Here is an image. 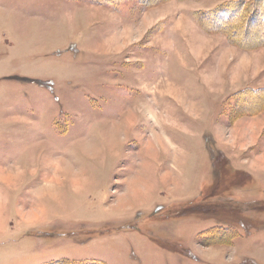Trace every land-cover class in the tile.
<instances>
[{
	"label": "rangeland",
	"instance_id": "374dc122",
	"mask_svg": "<svg viewBox=\"0 0 264 264\" xmlns=\"http://www.w3.org/2000/svg\"><path fill=\"white\" fill-rule=\"evenodd\" d=\"M225 1L0 0V264H264V28L205 30Z\"/></svg>",
	"mask_w": 264,
	"mask_h": 264
},
{
	"label": "trees",
	"instance_id": "16d2710c",
	"mask_svg": "<svg viewBox=\"0 0 264 264\" xmlns=\"http://www.w3.org/2000/svg\"><path fill=\"white\" fill-rule=\"evenodd\" d=\"M160 1L164 2L166 0H160ZM151 2H149L147 4L157 5V3H158L156 1H151ZM259 11H260L261 15L263 13L262 19H260V20H258ZM229 12L234 13V15L228 14ZM221 14L222 15L226 14V17H225L226 19L224 22H221L218 20V18H219L218 16H220ZM195 16L197 17V20L199 21L200 25L203 26L204 29L207 30L208 32H211V33L221 32V33L226 34V36L230 37V38H231V35H229V33H233L234 36H232V39H231V41H233V42L238 37H241L240 33H242L243 37L245 36V32L243 31V26H241V24H243V22L247 21L250 18V21L252 20V22L250 24L248 23L249 26L246 27L245 30L248 32V34L251 31H252L251 34H255L254 39H253V37H250L252 39L251 41H255V42H253L254 47L252 48V50L264 47V36L259 37L257 35L258 31H253L256 29V27L255 28L252 27L255 24V25H257V27L259 26L261 28H264V0H228V1H225L224 3L218 5L217 7L213 8V9H210L207 11H198L195 14ZM233 27H234V29H233ZM250 28H254V29L250 31ZM247 41H250L249 38H247ZM240 46L245 47V48L247 47V46H244V44H240ZM250 90L251 91L253 90V93H259V94L261 93L262 95H264V87H261L257 90H254V89H250ZM247 91H249V90L248 89L243 90V91H240L239 93L233 95L235 105L242 103L241 94H245V93H247ZM251 91H249V92H251ZM254 103H256V106L257 107L259 106L260 109L248 110L243 105H241L240 106L241 111H239L234 105H232L233 107L230 109V113L231 114L234 113V115H237V114L254 115L255 113L260 112L261 110H264V96H262L260 99H256L254 101ZM223 232L229 233V231L226 229H223ZM216 236H217L216 238L220 239V233L219 232ZM232 236H234V238H235V236H236L235 232ZM224 244H227V242L225 241ZM82 261L83 262L72 261L70 259H63L61 261H54L53 263H50V264H84L85 262H86L85 264H102L99 262H92L91 260L90 261L89 260L88 261L82 260Z\"/></svg>",
	"mask_w": 264,
	"mask_h": 264
}]
</instances>
